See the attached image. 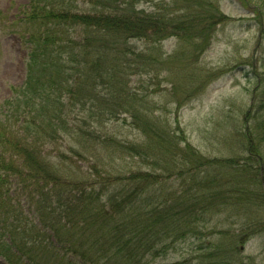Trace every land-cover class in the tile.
I'll return each mask as SVG.
<instances>
[{"label":"trees","instance_id":"1","mask_svg":"<svg viewBox=\"0 0 264 264\" xmlns=\"http://www.w3.org/2000/svg\"><path fill=\"white\" fill-rule=\"evenodd\" d=\"M104 1L94 13H71L65 0L30 2L24 17L31 25L26 81L22 86H13L12 98L5 101L0 111V214L11 242L0 244V253L13 264H21L26 256L31 264H53L49 256L56 264H204L198 256L181 261H169L168 256L176 243L186 241L188 236L194 241L201 239L188 227V221L196 220L194 209L213 207L218 194L224 191L222 187L241 176L226 180L218 168L216 176L208 177L212 159L201 156L187 141L184 130L176 123L178 119L175 126L161 119L157 126H150L147 115L140 112L138 92L131 93L121 86L123 91L117 89L119 79H114L113 73L122 69L121 65L124 69L140 70L156 62L160 66L166 64L139 52L134 40L156 43L187 36L195 51L205 50L215 25L225 16L213 4L200 0H185L180 8L187 11L175 18L160 11L139 9L133 0ZM251 4L257 13L264 8V0ZM52 21L70 26L73 35L63 41L48 26ZM75 30H79L78 34H74ZM181 51L175 55L177 60L183 56ZM59 61L62 71L53 65ZM195 72L202 88L218 75L216 71L200 76ZM189 75L194 77L193 72ZM262 89L263 84L260 93H264ZM117 104L129 114L140 136L145 137L143 148L137 143L117 141L107 133L97 134L93 130L97 117L73 114L75 109L86 107L93 115L97 106L103 105L98 109L101 115L114 116ZM256 126L243 131L244 139L239 142L245 146L247 141L246 148L251 153L258 151L255 143L264 139V118ZM64 134L80 138L79 148L73 146L53 160L44 153V147ZM93 145H99L111 159L115 157L110 153L129 155L138 167L134 166L135 171L127 176L118 174L119 186L112 187L97 163L83 168L70 155L89 161L94 157ZM260 161L264 163V157ZM237 162L233 158L225 160L232 167ZM192 170L203 172L204 176L194 175L189 184ZM169 175L181 179L176 190H180V197L170 191L173 185H169ZM13 177L17 182L12 181ZM101 178L105 180L99 181ZM261 180L264 190V172ZM199 186L210 189L211 194H199ZM231 190L251 196L240 187ZM171 197L176 199L172 202ZM189 200L192 202L185 205ZM25 207L33 212L32 220L17 212ZM9 213L14 215V226L13 222L8 223ZM19 229L28 233L26 238L18 236ZM49 232L66 234V238H60L63 247L53 245ZM224 251L231 253L229 249ZM224 258L225 255L219 264H229Z\"/></svg>","mask_w":264,"mask_h":264},{"label":"rangeland","instance_id":"2","mask_svg":"<svg viewBox=\"0 0 264 264\" xmlns=\"http://www.w3.org/2000/svg\"><path fill=\"white\" fill-rule=\"evenodd\" d=\"M30 1L0 0V111L3 110L2 105L5 101L12 98V86H20L25 81L31 45L27 39L30 24L24 22V15ZM65 1L71 13H94L100 2L102 3L99 7L105 4L104 0ZM133 1L137 3L139 9H145L147 12L160 11L170 18H175L178 13L187 11L185 8H180L185 0ZM200 1L203 4H213L219 13L225 16L224 21L214 30L213 38L204 53L201 50L195 51L187 36L170 38L160 44L135 41L138 49H143V53L148 58L152 55L157 61H166L167 64L174 59L169 57V54L177 49L182 50L180 64L169 68L161 67L156 62L155 65L140 70L132 68L118 70L117 73H113V77L119 79L116 80L118 81L117 89L123 91L122 89L126 88V90L130 89L131 93L138 92L141 99V103L137 101L140 112L147 115L150 126H157L159 119L173 126L176 123L179 124L178 126L184 130V135L182 132L180 135L186 137L187 141L199 150L201 156L212 159L213 166L209 168L208 177L216 176L219 173L218 168L221 169L226 180L232 176H241L235 181L226 183L228 187L226 185L222 187L224 191L218 194L219 200L212 203L213 207L194 209L192 214L196 220L188 221V227H192V230L200 234L201 239L194 241V237L190 235L186 241H179L176 243V252L170 253L169 257L182 260L192 255L203 259L204 264H219L225 255L224 262L229 264H264V190L261 180L264 163L260 161L264 157V139L255 143L258 151L254 153L247 150V142L245 146L239 144L244 139L242 132L247 127L249 129L257 127V122L264 118V99L261 98L258 84L261 82L264 85V8L260 7V13H257L254 10V4H251H258L261 0ZM176 9L181 11H172ZM48 26H51L55 34L63 41L73 35L70 34L72 31L70 26L59 25L53 21ZM78 31L75 30L74 34H78ZM53 65L63 68L60 61ZM196 67L200 71L217 68L223 73L206 88L198 90L189 98L190 92L199 84L198 79L197 81L195 79L193 85L188 84L192 81L189 73ZM51 69L53 72V67ZM51 69L48 73H51ZM181 70L184 76L180 73ZM75 96L81 100L79 94L76 93ZM116 107L114 116L109 113L99 115L93 130H96L97 134L112 135L117 141L137 143L143 148L145 137L140 136L141 134L134 128L129 114L120 109L119 104ZM85 110L89 109L85 108ZM120 110L122 112L117 113ZM74 113L79 117L85 116L84 113L77 112V109L73 111ZM87 127L90 128V126ZM261 136L259 135V138ZM79 140L80 138L72 137L59 138L52 141V144L46 145L44 153L55 160L60 152L68 151L75 144L78 146ZM114 145L117 146V144ZM92 150L94 157H90L89 161L83 159L82 163L85 166L97 163L112 187L119 186L117 177H121L122 174L127 176L131 170L135 171L134 166L138 167L132 163L134 159L129 155L119 153L113 156L110 153L111 157H115L111 159L99 145H93ZM227 158L236 159L240 170L237 166H227L225 164ZM149 167L143 168L151 169L152 166ZM194 175L198 178L204 176L203 172L192 170L189 184L193 183ZM103 180L105 179L101 178L99 181ZM180 180L169 175V185H173L170 191H176L179 188ZM12 181H16L14 177ZM237 187L249 191L251 196H246L241 191L231 190ZM196 190L199 194H204V197L211 194L208 188L199 186ZM179 192L180 190L176 191V198L180 197ZM191 194L193 196L194 193ZM175 197H171L172 202ZM191 202L189 200V203L185 205ZM17 212L28 219H33V216H29L32 213L25 208H19ZM8 215H10L8 223L12 225L13 222L14 226L16 224L14 215L11 216V213ZM2 220L3 215L0 214V242L3 244L8 238L6 235L8 229H5ZM16 233L21 238H26L28 235L21 229ZM49 234L51 241L53 234L52 232ZM209 244L212 247H209ZM201 246L204 248H200ZM207 248L210 251H206ZM227 249L231 253L224 251ZM6 258V255L0 254V264H13ZM31 263L29 256L24 257L21 262V264Z\"/></svg>","mask_w":264,"mask_h":264}]
</instances>
